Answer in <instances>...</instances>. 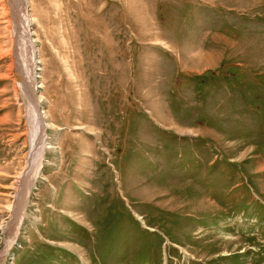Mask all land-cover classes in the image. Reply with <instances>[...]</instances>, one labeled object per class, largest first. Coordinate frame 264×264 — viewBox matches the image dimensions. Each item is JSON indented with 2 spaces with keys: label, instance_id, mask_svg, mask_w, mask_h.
<instances>
[{
  "label": "rangeland",
  "instance_id": "374dc122",
  "mask_svg": "<svg viewBox=\"0 0 264 264\" xmlns=\"http://www.w3.org/2000/svg\"><path fill=\"white\" fill-rule=\"evenodd\" d=\"M27 4L50 148L17 230L37 114L0 0V264H264V0Z\"/></svg>",
  "mask_w": 264,
  "mask_h": 264
},
{
  "label": "bare ground",
  "instance_id": "6f19581e",
  "mask_svg": "<svg viewBox=\"0 0 264 264\" xmlns=\"http://www.w3.org/2000/svg\"><path fill=\"white\" fill-rule=\"evenodd\" d=\"M28 4H27V0H16V7H15V16L19 18L20 22L22 23L24 29H25V34L28 38V40L25 41V43L23 42L22 45V66L24 67L25 70V74H26V79L28 81H26V87L28 85V89H29V94H30V99L32 100V104H33V109L35 111V113L37 114L36 116V121L34 122V127H33V137H32V149L30 151V160H29V164L30 166H27V168L25 169L24 173L21 176V179L24 180L25 184H27L26 186V190L23 191V193H25L24 195H22L21 198V205H19L17 208L15 207L13 210V213L11 215V222H15L17 223V230L19 229V224L22 221V210L26 204L29 192H30V188L31 185L33 183V181L35 180V178L38 176L39 174V170L41 169L44 157H45V149L50 148V146L47 143V139H46V128L49 126L48 124L46 125L44 123V116L42 114V111L40 110L41 108H39V104H40V97L37 98L36 92H37V88H35L33 86V77L35 72V69L37 68L36 64L38 62H40L38 60V62L36 64H34V57L37 55V48L34 49L35 45L32 39H30L29 37L31 36L30 33L27 30V25L29 24V18L28 17ZM18 54V53H17ZM18 57V62H19V55ZM36 67H34V66ZM34 67V68H33ZM22 193V194H23Z\"/></svg>",
  "mask_w": 264,
  "mask_h": 264
},
{
  "label": "crops",
  "instance_id": "0c3cea01",
  "mask_svg": "<svg viewBox=\"0 0 264 264\" xmlns=\"http://www.w3.org/2000/svg\"><path fill=\"white\" fill-rule=\"evenodd\" d=\"M195 58H199L200 60L203 58V57H205V56H208L207 54H200L199 56H195V55H193ZM153 110V109H152ZM154 112H155V110H153ZM157 111V110H156Z\"/></svg>",
  "mask_w": 264,
  "mask_h": 264
}]
</instances>
